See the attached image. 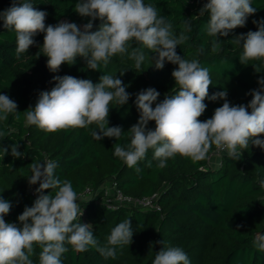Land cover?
Instances as JSON below:
<instances>
[{
    "label": "trees",
    "instance_id": "16d2710c",
    "mask_svg": "<svg viewBox=\"0 0 264 264\" xmlns=\"http://www.w3.org/2000/svg\"><path fill=\"white\" fill-rule=\"evenodd\" d=\"M19 2V0H17ZM37 10L48 13L46 26L61 21L74 22L78 26L88 23L90 17H81L74 11L77 0H31ZM157 7L160 15L166 16L179 33L186 19L191 20L189 40L179 45L177 54L189 61L196 59L202 67L209 69L212 85L209 98H206L205 113L201 121L210 119L223 100L212 101L210 97L227 89L228 101L232 105H247L252 97L248 93L258 89V80L264 77V60L240 62L242 44H235V37L249 31H257L253 21L264 19V0H252L257 8L244 27L232 30L227 37H219L220 47L212 50L217 37L208 35L209 15H199L207 0H144ZM13 0H0V12L9 8ZM101 21L94 22L93 31L99 29ZM35 44L28 52L17 55V39L13 29L4 27L0 21V94L7 95L18 105L19 119L9 114L6 121H0V197L12 204L10 213L5 216L7 223H19L18 217L26 206L31 207L37 198V185H30L34 162L56 161L55 175L61 180L68 179L74 191L79 194L89 188L93 192L109 181L125 195L143 199L157 195L156 210H140L133 207L107 209L103 194L77 201L80 213L77 220L90 224L94 236L106 244L111 230L120 222L130 219L134 229L132 244L116 247V257L105 258L96 248L77 252L71 245L62 255V264H153L156 252L164 246L181 247L189 257L190 264H264V252L259 251L253 241L257 234L264 235V149L249 145L241 149L239 160L228 153L220 157V166L211 169L209 159L216 147L212 146L208 158L194 162L180 155L167 161V167L158 168L153 159L154 150L149 149L145 158L134 167L114 155L113 146L119 143L126 146L132 136L128 132L139 120L135 105L136 94L141 90L155 88L159 100L165 94L173 95L176 86L172 77L178 65L165 61L163 69L155 67L154 53L145 51L146 59L140 69L128 54L112 57L99 71L90 70L82 57H77L73 65L63 64L58 72L47 67L48 58L42 46L44 34L37 33ZM142 47V46H141ZM259 69V73L255 68ZM123 73V75H121ZM110 74L118 77L130 94L127 105H109V127L120 126L121 138L97 140L88 128H67L56 132H46L34 125H26L23 113L34 107L38 94L50 91L54 77L70 75L89 79L94 84L100 77ZM178 91V86H176ZM155 107V105H153ZM249 111H251L249 109ZM155 128V122H149ZM264 139V136L260 137ZM18 144L22 158L11 155L12 146ZM151 162V166L149 165ZM140 168L137 172L136 168ZM51 193L46 190L45 195ZM54 194V193H53ZM42 248L33 245L30 256L33 264H40Z\"/></svg>",
    "mask_w": 264,
    "mask_h": 264
},
{
    "label": "clouds",
    "instance_id": "9594fccd",
    "mask_svg": "<svg viewBox=\"0 0 264 264\" xmlns=\"http://www.w3.org/2000/svg\"><path fill=\"white\" fill-rule=\"evenodd\" d=\"M74 11L91 20L82 26L68 21L46 26L47 12L37 10L31 0H13L9 8L0 12V21L4 27L15 31L17 55L28 52L36 43L33 37L43 33L42 50L52 72H58L63 64L73 65L77 57L85 60L88 69L99 71L101 65L106 67L117 54H128L135 61V68L140 69L146 59L143 49L155 54L152 59L157 69H163L165 61L178 65L172 72L179 89L177 91L175 86V94H165L163 100H159L160 93L155 88L136 94L139 120L128 131L131 143L113 146L114 155L127 166H136L149 149L154 150L153 159L160 169L167 167V161L177 155L194 162L203 161L213 145L226 150L234 160H239L240 150L248 149L249 145L264 149V139L260 138L264 136V77L258 80L260 87L248 93L252 99L247 105L230 104L225 89L210 97L212 101L223 100V105L215 109L210 119H199L206 111L204 101L209 98L212 85L209 69L196 59L189 61L181 57L176 51L189 40L186 33L191 31V20L186 19L182 30L176 33L169 19L144 0H77ZM256 12L252 0H207L199 15L208 13L210 17L207 33L217 37L212 50L220 47L219 37H227L232 30L244 27ZM97 19L101 23L99 29L93 31ZM253 23L257 31L232 40L242 44L239 59L244 65L248 61L264 60V19ZM253 67L259 73V69ZM53 82L55 86L50 91L40 92L35 106L23 113L26 125L56 132L95 124L99 130L91 133L95 139L107 137L118 141L121 138L120 126L109 127V105H127L131 98L121 79L104 74L100 82L94 84L89 79L65 75L55 76ZM17 107L7 95L0 94V121H6L9 114H16L15 118L19 119ZM152 121L154 129L149 128ZM4 135L5 132L0 131V137ZM18 148V144L11 148V155L17 159L22 158ZM0 151L7 153V149ZM30 167L32 175L28 181L30 185L39 184L37 198L19 215V223L5 221L12 204L0 197V264H33L30 256L34 244L42 248L40 264H62L61 257L68 251L66 245L77 252L96 248L106 259H114L117 246L132 244L134 229L130 219L115 226L104 245L94 236L92 225L74 222L78 215H83L78 195L68 179L61 180L55 175L56 161L34 162ZM261 187L264 188V181ZM46 190L51 193L45 195ZM159 243L162 247L156 252L153 264H190L183 248L164 246V241ZM253 243L264 252V235L257 234Z\"/></svg>",
    "mask_w": 264,
    "mask_h": 264
},
{
    "label": "built area",
    "instance_id": "2783aa9c",
    "mask_svg": "<svg viewBox=\"0 0 264 264\" xmlns=\"http://www.w3.org/2000/svg\"><path fill=\"white\" fill-rule=\"evenodd\" d=\"M227 154L226 150L215 149L213 155L221 157ZM212 155V156H213ZM109 183L111 186V191H106V186ZM97 194H103V203L107 209L114 210L119 207H133L140 210H156L159 211V207L156 205L157 195H152L151 197L143 199H134L125 196L116 186L113 181L107 182L100 189L93 192L89 188L84 189L78 195V201L84 200L86 198L92 197Z\"/></svg>",
    "mask_w": 264,
    "mask_h": 264
},
{
    "label": "rangeland",
    "instance_id": "374dc122",
    "mask_svg": "<svg viewBox=\"0 0 264 264\" xmlns=\"http://www.w3.org/2000/svg\"><path fill=\"white\" fill-rule=\"evenodd\" d=\"M209 166L211 169H214V168H217L218 166H220V157L213 155L209 159ZM106 191H111V186L109 185V183L106 186Z\"/></svg>",
    "mask_w": 264,
    "mask_h": 264
}]
</instances>
